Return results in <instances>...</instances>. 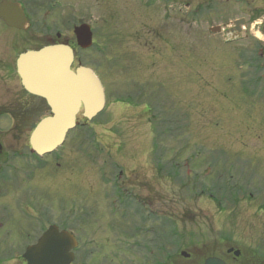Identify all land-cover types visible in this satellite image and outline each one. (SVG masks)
Masks as SVG:
<instances>
[{"label":"rangeland","instance_id":"obj_1","mask_svg":"<svg viewBox=\"0 0 264 264\" xmlns=\"http://www.w3.org/2000/svg\"><path fill=\"white\" fill-rule=\"evenodd\" d=\"M81 1L65 9L76 7L77 19L97 34L93 48L78 50L75 68H91L102 80L105 110L92 121L79 115L56 153L62 159L45 160L48 172L27 170L24 161L12 177L39 182L32 192L66 193L68 211L81 197L112 194L111 204L136 195L163 229L169 225L166 241L174 240L171 226L177 232L176 248H164L169 254L205 247L230 264H264V0H194L192 22L190 0H179L175 13L172 4ZM235 20L245 22V42H256L257 64L254 53L241 52L246 43L225 47L211 32ZM234 188L237 199L229 194ZM229 247L244 257H227Z\"/></svg>","mask_w":264,"mask_h":264},{"label":"flooded vegetation","instance_id":"obj_2","mask_svg":"<svg viewBox=\"0 0 264 264\" xmlns=\"http://www.w3.org/2000/svg\"><path fill=\"white\" fill-rule=\"evenodd\" d=\"M190 1L186 4L191 12L187 21L192 22L195 6L194 0ZM211 1L203 0V4H211ZM78 2L81 4L82 1L0 0V264H30V259L31 262L62 263L66 250L72 256L68 264H205L212 256L229 264L225 256L211 255L205 247L198 248L203 249L199 252L188 251L191 256L187 259L180 252L169 254L164 247L170 245L173 248L178 241L164 240L162 220L147 214L139 200H135L136 195L130 194L134 200L131 202L132 199L122 198L119 194V199H113L111 205L105 203L111 200L112 194H98L101 198L97 199V195L92 194L93 199L77 198L68 211L66 193L32 192L29 190L39 182L32 186V182L18 183L23 178L12 177L21 173L24 161L29 164L27 170L32 172H48L50 168V162L40 159L32 151L30 137L38 123L52 115V109L45 99L26 91L18 72V60L30 51L68 44L74 51L73 68L76 69L81 62L77 60L80 47L75 29L82 20L77 19L76 7L68 14L65 6ZM178 3L179 0H134L132 4L147 9L172 4L175 13ZM219 3L226 4V0H219ZM238 3L253 4V1ZM235 22L220 26L222 44L226 47L244 42L246 49L238 48L242 53H254L250 58H256L253 48L257 46L256 42H245L249 36L243 35L242 29L237 30ZM96 34L97 31H93V37ZM225 38L228 39L226 43ZM250 45L252 48H248ZM260 51L259 57L263 58L264 44H261ZM238 57L243 58V55ZM253 61L257 64L260 60L257 57ZM251 62L246 60L245 66ZM61 159L56 157L55 162ZM55 196L59 197L56 199ZM130 206L135 209V214L129 211ZM43 239L44 249L38 256L28 257L29 249L38 246ZM164 254L167 257L165 263ZM228 257L237 262L244 254L242 252L239 258H235L232 253Z\"/></svg>","mask_w":264,"mask_h":264},{"label":"water","instance_id":"obj_3","mask_svg":"<svg viewBox=\"0 0 264 264\" xmlns=\"http://www.w3.org/2000/svg\"><path fill=\"white\" fill-rule=\"evenodd\" d=\"M243 23L237 21V28ZM75 35L81 48L88 49L92 46L89 26L76 28ZM73 62L74 53L68 45H51L23 54L18 60V71L24 88L30 94L47 100L53 113L52 117L44 119L36 127L31 136L33 149L39 154L51 151L63 142L66 133L75 126L76 117L82 109L83 116L88 120L104 109L105 95L101 82L90 69L79 68L74 72ZM43 241L29 249L28 257L38 256L44 249ZM47 249L51 251L49 247ZM68 251L66 250L65 261L57 264L69 263ZM228 253H233L236 258L242 254L234 248L229 249ZM182 256L190 257L186 252ZM30 264L55 263L31 262L30 259ZM205 264L227 263L217 257H210Z\"/></svg>","mask_w":264,"mask_h":264},{"label":"trees","instance_id":"obj_4","mask_svg":"<svg viewBox=\"0 0 264 264\" xmlns=\"http://www.w3.org/2000/svg\"><path fill=\"white\" fill-rule=\"evenodd\" d=\"M236 193H237V190H236V188H234L233 190H230L229 194H235V196H236ZM231 197L233 199V195H231ZM236 199H237V196H236ZM236 199H234L235 202H236Z\"/></svg>","mask_w":264,"mask_h":264},{"label":"bare ground","instance_id":"obj_5","mask_svg":"<svg viewBox=\"0 0 264 264\" xmlns=\"http://www.w3.org/2000/svg\"><path fill=\"white\" fill-rule=\"evenodd\" d=\"M104 90H105V88H104Z\"/></svg>","mask_w":264,"mask_h":264}]
</instances>
